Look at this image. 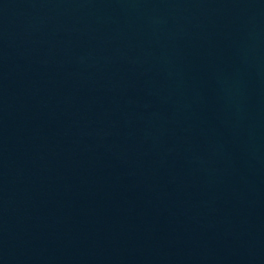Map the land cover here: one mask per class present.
<instances>
[{"label": "water", "instance_id": "obj_1", "mask_svg": "<svg viewBox=\"0 0 264 264\" xmlns=\"http://www.w3.org/2000/svg\"><path fill=\"white\" fill-rule=\"evenodd\" d=\"M94 264H264V0H49Z\"/></svg>", "mask_w": 264, "mask_h": 264}]
</instances>
